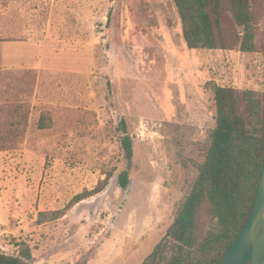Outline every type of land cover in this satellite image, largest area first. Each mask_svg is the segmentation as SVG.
I'll return each instance as SVG.
<instances>
[{
	"label": "rangeland",
	"instance_id": "374dc122",
	"mask_svg": "<svg viewBox=\"0 0 264 264\" xmlns=\"http://www.w3.org/2000/svg\"><path fill=\"white\" fill-rule=\"evenodd\" d=\"M250 4L254 53L227 8L209 50L187 47L175 0H0V253L142 264L205 159L213 89L264 94V0Z\"/></svg>",
	"mask_w": 264,
	"mask_h": 264
},
{
	"label": "trees",
	"instance_id": "16d2710c",
	"mask_svg": "<svg viewBox=\"0 0 264 264\" xmlns=\"http://www.w3.org/2000/svg\"><path fill=\"white\" fill-rule=\"evenodd\" d=\"M189 49H224L215 28L227 8L233 25L243 28L239 50L256 51V35L250 29V0H175ZM264 36V35H263ZM264 51V37L262 43ZM216 126L198 176L182 201L173 224L142 264H219L246 225L258 193L264 164V94L215 87ZM122 147L128 169L118 175L126 189L133 158V142L126 123ZM43 126V125H40ZM100 189L92 191L100 193ZM77 195L71 204L85 199ZM60 211L52 213V220ZM32 254L22 246L18 256L0 253V264H32ZM249 264V263H248Z\"/></svg>",
	"mask_w": 264,
	"mask_h": 264
},
{
	"label": "water",
	"instance_id": "95a60500",
	"mask_svg": "<svg viewBox=\"0 0 264 264\" xmlns=\"http://www.w3.org/2000/svg\"><path fill=\"white\" fill-rule=\"evenodd\" d=\"M264 264V164L252 213L219 264Z\"/></svg>",
	"mask_w": 264,
	"mask_h": 264
}]
</instances>
